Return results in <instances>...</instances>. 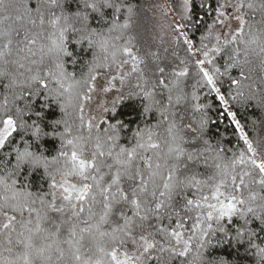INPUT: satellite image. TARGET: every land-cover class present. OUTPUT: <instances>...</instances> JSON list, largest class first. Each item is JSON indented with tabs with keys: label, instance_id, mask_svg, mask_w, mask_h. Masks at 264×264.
Here are the masks:
<instances>
[{
	"label": "snow or ice",
	"instance_id": "6c2138e0",
	"mask_svg": "<svg viewBox=\"0 0 264 264\" xmlns=\"http://www.w3.org/2000/svg\"><path fill=\"white\" fill-rule=\"evenodd\" d=\"M182 8L170 27L188 59L169 68L133 43L129 0H0V264H234L205 256L229 240L264 264V245L250 227L255 220L264 229V143L254 145L230 110L232 103L264 106L253 80L259 69L264 83V0L218 3L199 47L181 31L192 19L190 0ZM72 45L91 50L79 78L66 66L68 57L78 62ZM217 57L225 58L223 71ZM235 68L239 78L230 74ZM205 87L220 119L235 126L245 146L238 153L227 156L205 138L210 105L197 93ZM41 96L61 113L47 131L34 103ZM134 100L142 123L129 132L106 114ZM93 103L97 115H89ZM45 138L58 142L54 155L45 154ZM25 168L42 170L47 187L30 190L28 176L20 179Z\"/></svg>",
	"mask_w": 264,
	"mask_h": 264
},
{
	"label": "trees",
	"instance_id": "16d2710c",
	"mask_svg": "<svg viewBox=\"0 0 264 264\" xmlns=\"http://www.w3.org/2000/svg\"><path fill=\"white\" fill-rule=\"evenodd\" d=\"M181 1L182 0H168L170 5L174 8H176ZM221 2H223V0H190V13L192 19L185 21L186 27L184 29L186 35L194 42L196 47L200 44L201 36L206 34L207 25L212 23L216 15L215 8L218 3ZM129 3L136 5V15L133 17L134 24L128 34L135 37L133 43L139 47V44L144 42V36L140 30V26H142L143 18L146 19L147 16L148 0H129ZM67 8L69 11H73L75 10V5L69 4L67 5ZM106 15H111V9L106 10ZM249 15H251V13H249ZM259 18V14H257L256 19ZM92 26H97L95 19L92 20ZM71 47L74 54L78 58V62L73 65L70 62L71 57H68L66 59L69 60V62L66 66L68 71L75 72L77 78H79L81 73L86 70L83 65L85 60L91 58V50L84 52L82 49L80 51L76 50L75 45H72ZM182 48L184 49V47ZM38 58L39 57H37V59ZM224 63V57H217L216 64L221 67V71H223ZM195 71V68H190V76L185 80L187 85L185 90L188 93H191L193 90L191 86L194 83V76L191 73H194ZM239 73L240 69L235 68L231 70L230 74L233 78H239ZM223 79V92L227 95L229 81L227 77H224ZM253 80L255 81V85L258 89H264V83H261L259 77V69H257V74L253 76ZM197 93L201 97L199 103L210 105V107L204 110L207 112L208 117V124L205 129V138H207L214 146L223 148L224 153L227 156H231L232 151H236L238 153L241 149H244L245 146L243 145V142H238V133L235 132V126L232 125L230 120L226 117H223L222 120L220 119V112L222 109L219 102L215 99V94H208V89L206 87L202 89L198 88ZM5 94V90L2 86H0V102L3 101ZM259 94L264 95V92H260ZM11 98V95H9L10 101ZM18 103L22 106V102ZM34 103L37 111H41L44 115V127L47 131L49 127L48 122L60 117L61 113L59 111V107L55 104H49V106L45 107L44 105L47 102L42 96L37 97ZM141 110L142 105L139 100L126 101L118 105L114 113L110 112L106 115L111 122H115L116 120L122 121L128 126L130 132L131 129L136 128L142 123ZM230 110L237 114V119L241 123L245 134L254 145H256L257 142L264 143V106L258 105L256 101L247 104L232 103L230 105ZM69 111H71V109H69ZM181 111H184V109L182 108ZM188 111H191V109L189 108ZM192 116H195V118L199 120L201 113H192ZM192 116H188L187 120H191ZM156 118L157 117L154 114L150 118L149 122H154ZM127 135L128 133H125V137H127ZM13 139L18 141L19 134H14ZM122 142L127 143V139H123ZM41 143L44 148L47 149V152L45 153L46 155L50 156L55 154V150L58 146V142L55 139L45 138L41 141ZM37 150H39V146H37ZM3 151H10V147L5 148ZM203 170L204 169L202 168L201 171ZM24 176H28L27 183L31 186L30 190L32 191H36L41 187H47V181L43 179V171L40 169L29 175L27 168H25L21 173L20 179L23 180ZM239 223L240 221L233 217L232 224L228 225V227L234 229V226L239 225ZM250 227L257 231V243L264 245V229L261 228L259 222L253 220ZM245 247L246 246L243 244H234L231 240H229L226 243H218L210 246V248L206 250L205 256L208 259H219L223 257L229 262H234V264H255L254 256L245 252ZM153 264H155V262H153Z\"/></svg>",
	"mask_w": 264,
	"mask_h": 264
},
{
	"label": "rangeland",
	"instance_id": "374dc122",
	"mask_svg": "<svg viewBox=\"0 0 264 264\" xmlns=\"http://www.w3.org/2000/svg\"><path fill=\"white\" fill-rule=\"evenodd\" d=\"M183 0L180 4L174 8L170 5L168 0H148V10L146 19L143 18L142 26L140 30L144 36V42L139 44L141 52L145 55L149 52L158 53L160 60L157 61L162 66L172 67L178 63V59H188L185 51L186 45L183 44V38L181 37L179 43L174 39V33L170 25H176L181 22V16L183 15L182 8ZM213 23V21H212ZM233 27L236 22H232ZM141 25V24H140ZM219 25L216 26L219 29ZM185 33V29H181ZM181 44V45H180ZM200 44L197 46L199 47ZM184 47V49L182 48ZM167 50V51H166ZM173 53L176 55L174 56ZM149 63H152V58L147 57ZM194 59L189 62V68L194 67ZM102 83V81H101ZM114 95V93L112 94ZM103 96V94H101ZM111 96H109V99ZM89 115H97L98 110L96 104L93 103L91 106ZM99 119V116H97Z\"/></svg>",
	"mask_w": 264,
	"mask_h": 264
}]
</instances>
